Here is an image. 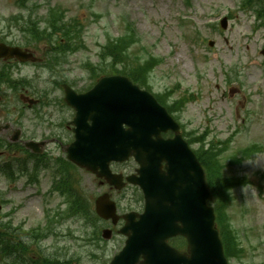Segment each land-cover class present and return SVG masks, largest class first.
Segmentation results:
<instances>
[{
    "label": "rangeland",
    "instance_id": "1",
    "mask_svg": "<svg viewBox=\"0 0 264 264\" xmlns=\"http://www.w3.org/2000/svg\"><path fill=\"white\" fill-rule=\"evenodd\" d=\"M32 4L38 6L32 15L34 18L44 16L48 8L59 7L65 11V21L76 18L83 26L85 48L70 55L62 68L57 65L49 69L53 79H57V72L58 75L61 72L69 73L71 80L76 77L84 78L85 62L96 63L99 46L107 38H114L127 31V24H131L132 29H136L140 42L130 49V54L143 57L151 54L161 59L149 82L152 92L160 94L164 89L178 84L180 88L176 95L182 94L184 90L195 95V99L183 109L181 121L198 131L209 128L208 140L230 139L229 148L223 158L237 154L239 149L252 144L254 140L264 139V118L260 120L256 116L254 123L249 126L251 116L248 114L255 102L259 101L258 106L262 107L261 114L264 115V75L258 67L251 66L252 61L262 60V32L253 30L249 14L237 10V0H188V4L185 0H33L28 6ZM21 10L18 0H0V38L15 42L21 40L16 28L11 27L10 31L7 28L11 17ZM228 14L233 15V19L229 21L230 29L221 32L217 22ZM27 15L28 12L24 10L22 16L26 18ZM224 39H227V44ZM208 41L215 42L214 48L207 47ZM44 47L45 44H40L33 50L39 60L43 56ZM233 65L240 66L241 74L240 82L231 86L241 87L242 92L239 96L223 100L221 93L230 87L224 73ZM20 72H33L36 76V72L47 71L27 66ZM50 84L51 78L44 74L38 77L36 83L31 84L29 92L35 98L47 96L46 89L50 88ZM83 84L79 82L75 86L81 88ZM257 92H260V97L256 95ZM51 93L54 104L46 113L48 130L63 136L58 121L66 119L69 114L56 101L59 92H53L52 89ZM6 99L15 100L13 96ZM12 108L20 112L18 107ZM236 108L240 116L248 115L245 127L237 133L234 130ZM25 115L38 118L44 117V112L42 107H38L25 112ZM249 128H257L259 131L250 133ZM13 157L19 162L22 161L16 155ZM256 157L258 159L254 162V167L262 164L264 168V154ZM225 161L226 159L222 160ZM242 163L243 168L239 171L249 178L252 162L244 160ZM232 170L236 172L235 168ZM46 182L47 179L44 178L39 186L41 188L22 187L20 184L18 187L6 189L5 184H0V222L8 220L27 231L39 223H44L45 209L53 211L60 205L59 198H46ZM259 184L264 187L261 180ZM83 185L87 193L96 189L100 191L94 182L89 185L85 178ZM60 209L64 210V207L60 206ZM6 214L9 217L5 218ZM229 216L244 246L243 261L264 264V194H257L256 188L251 185L233 191ZM84 223L83 219L76 217L64 221L58 228L55 222L46 241L37 244L38 253L50 259L62 260L58 248L65 245L70 257L80 258L79 264H101L109 261L119 251L121 240L115 238L102 244L100 251H95L86 244L89 240L82 233ZM68 230L72 231L73 238L68 236ZM90 253L95 254L98 259L90 258ZM231 264L239 263L232 261Z\"/></svg>",
    "mask_w": 264,
    "mask_h": 264
},
{
    "label": "water",
    "instance_id": "2",
    "mask_svg": "<svg viewBox=\"0 0 264 264\" xmlns=\"http://www.w3.org/2000/svg\"><path fill=\"white\" fill-rule=\"evenodd\" d=\"M103 87H107L108 89H103L99 92H108V94L106 96L92 99L96 96L97 91ZM94 92L96 93L92 96L91 102L81 104L80 108L84 106L86 108L85 112H88L94 107L93 111L97 112V115H101V110L97 106L99 103H102V101L109 98L111 104L106 106V111L102 109V117H106L102 122V126L107 127L108 125H112V127H109L106 137H104V131H102V137L100 139L92 137L94 139L91 140V145L86 149V151H98L100 143L102 150L107 149L108 151H111V158L113 160L119 159V157H116L117 155H123L121 157L125 159L127 155L132 153L133 150L136 152V154L133 155L136 160H139L137 153L140 148V143H143L146 150L149 152L158 151L156 148L157 144H154L153 142L149 143L150 140L147 135L143 141H139L136 137L133 138L138 132L137 127L140 123L144 122L145 125H156L161 117H165L164 111L159 109L155 102L147 94L139 92L137 88L133 87L126 79L118 77L102 80L94 89L93 93ZM89 95L91 96V94ZM80 99L84 101L89 100L87 97L73 99L69 96L68 101L74 105V103L76 104V101ZM76 106L78 108L77 104ZM104 106L105 105H103V107ZM86 116V119H92L93 117L89 113H87ZM123 123L130 126L128 133H124L122 131L121 126ZM70 150V158L73 160L74 146ZM74 161L78 162V157H76ZM128 181L131 180L128 179ZM165 182L167 181L164 180L163 183ZM199 191L202 193L201 190ZM158 193L162 195V187L159 188ZM154 195L155 193L152 195L150 194V199L147 202L146 213L141 218V221L138 224H130L127 227V230L131 232V235H128L126 247L118 256L117 262L121 258L129 259V257H132V260H134L138 257V254L143 253L144 255L142 256L144 258V264H225L221 254V249L218 246L217 249L215 246V236L210 227V222L207 218L198 222L195 215V211L197 209L195 206L192 207V214L183 220L186 227L182 229V233L179 232L188 239L191 253L190 257H182L172 253L165 254L160 247L158 248L155 242H152L151 237L148 234L149 225L153 220L149 217L146 218L149 211L156 209L155 202L153 200ZM198 223L202 226L201 228H198ZM140 226L141 229L138 232H135ZM190 229L197 232L192 235ZM125 233L128 234L127 231H125ZM209 235L211 244H205L206 238ZM163 239L158 240L162 248L165 246ZM125 264L133 263L128 261Z\"/></svg>",
    "mask_w": 264,
    "mask_h": 264
},
{
    "label": "trees",
    "instance_id": "3",
    "mask_svg": "<svg viewBox=\"0 0 264 264\" xmlns=\"http://www.w3.org/2000/svg\"><path fill=\"white\" fill-rule=\"evenodd\" d=\"M28 33H30L33 38L39 39L42 37V33L38 32L37 29H32V31H28ZM135 41L136 37L133 29H131L129 33L127 32L123 36L118 37V39H116L115 42L112 43V45H109L105 50L107 51L106 55H108L112 61V65L109 68L111 72H123V74L129 76L133 81L143 84L145 83V75L147 72L153 69L154 65L156 64V60H154L153 57H149L147 59L141 60V63L133 65V62L128 60L129 56L126 51ZM137 62L139 61L137 60ZM116 63L123 65L121 70H117L115 68ZM219 222L222 223L221 220H219ZM224 233L228 234L225 229ZM227 240L228 238L226 237L224 240L226 243V253L227 255H231L234 252V248L231 243H227Z\"/></svg>",
    "mask_w": 264,
    "mask_h": 264
},
{
    "label": "flooded vegetation",
    "instance_id": "4",
    "mask_svg": "<svg viewBox=\"0 0 264 264\" xmlns=\"http://www.w3.org/2000/svg\"><path fill=\"white\" fill-rule=\"evenodd\" d=\"M69 130H70V128L69 127H67ZM71 131V130H70ZM121 171L120 172H128V168H121L120 169ZM96 177V176H95ZM95 177H92L93 178V181H94V183L96 184V185H103L104 187H107L109 190H110V188H109V186L108 185H106V183H105V181L103 180V179H100V178H95Z\"/></svg>",
    "mask_w": 264,
    "mask_h": 264
}]
</instances>
